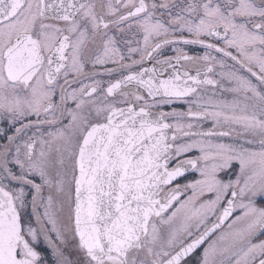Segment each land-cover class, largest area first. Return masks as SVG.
Returning <instances> with one entry per match:
<instances>
[{"label": "snow or ice", "instance_id": "snow-or-ice-1", "mask_svg": "<svg viewBox=\"0 0 264 264\" xmlns=\"http://www.w3.org/2000/svg\"><path fill=\"white\" fill-rule=\"evenodd\" d=\"M0 264H264V0H0Z\"/></svg>", "mask_w": 264, "mask_h": 264}]
</instances>
